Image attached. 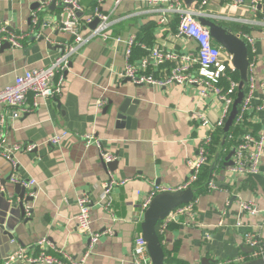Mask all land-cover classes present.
Instances as JSON below:
<instances>
[{"label":"crops","instance_id":"crops-1","mask_svg":"<svg viewBox=\"0 0 264 264\" xmlns=\"http://www.w3.org/2000/svg\"><path fill=\"white\" fill-rule=\"evenodd\" d=\"M43 1L0 0V28L6 26L21 35L19 47L8 42L9 45L3 42L0 46V89L11 85L27 69L50 65L62 47L74 41L59 28L61 2L46 0L48 4L43 5ZM76 1L83 6L82 16L95 6L102 13H110L109 38L95 37L78 47L63 72L58 96L40 100L34 106L29 93L25 100L27 109L15 118L9 107H0V143L4 149L11 151L14 145L38 144L31 152L23 149L12 152L14 168L0 155V178L9 176L5 185H0L3 187L0 260L17 247L25 248L30 255L38 253L37 241L42 238L51 247L60 248L74 258L81 257L89 242L76 229L77 198L86 196L91 201V229H110L112 234L93 246L83 264H132L134 240L143 237L141 222L149 203L144 206L153 186L173 191L184 186L190 174L187 158L196 154L200 138L222 115V103L217 97L211 94L200 97L193 85L134 84L122 76L125 43L116 38L124 40L135 35L130 55L135 63L148 58L155 48L179 53L196 50L194 41L177 36L176 16L170 15L160 22L159 6L150 5L148 0H119L118 4L116 0L99 4L97 0ZM231 3L232 0H209L204 9L215 15L209 18L223 23L237 35L246 32L254 36L258 63L253 103L257 105L264 101L259 86L264 81V39L258 26L245 20L259 15L251 12L243 15L250 0H244L240 7L230 6ZM258 9L264 10L263 2ZM219 15L228 19L220 20ZM97 23L98 20L95 25L83 28L82 36L86 37ZM174 65V61H166L151 66L147 73L163 79ZM58 78L56 74L54 80ZM126 94L138 99L139 104L133 123L117 127L118 120L111 112H105V107ZM203 120L207 125H203ZM224 125L213 127L212 137ZM241 130L264 135V110L251 113ZM63 131L66 135L59 144L48 142L51 136ZM86 134L98 139L101 147L115 156L114 164L107 166L109 162L101 160L94 144L86 146L82 138ZM212 142L209 161L200 173L207 171L210 177L214 175L217 188L210 191L205 188L194 194L193 213L168 222L163 234H159L158 227L165 264L239 262L253 250L244 241L248 232L264 246V147L257 174L230 177L225 157L232 148L225 150L224 135L218 144L212 146ZM11 174L25 188L24 197H32L24 202V210L30 206L29 216H21L14 204L18 197ZM109 176L124 183L113 187L110 211H106L100 196L102 184ZM31 180L35 181L34 185L28 184ZM239 201H252L262 212L256 215L243 212ZM47 252L57 255L51 248Z\"/></svg>","mask_w":264,"mask_h":264},{"label":"built area","instance_id":"built-area-1","mask_svg":"<svg viewBox=\"0 0 264 264\" xmlns=\"http://www.w3.org/2000/svg\"><path fill=\"white\" fill-rule=\"evenodd\" d=\"M61 2L63 9L60 22V30L73 37V43L62 47L61 53L50 63V65L43 68H32L23 71L17 75L14 82L0 89V107L7 106L11 109L12 117H17L27 109L25 100L29 93H32L34 106H37L38 101H44L48 98L58 96L62 91L63 72L68 66L69 60L73 54L77 52L80 45L86 43L88 40L99 37L102 40L109 38L112 20L110 13H102L98 7H94L88 15L82 16L83 6L76 0H55ZM107 0H97V4ZM209 0H199L194 10L187 9L182 0H148L150 5L159 6L157 9L162 15L160 22H164L166 17L172 15L178 18L177 36H181L194 41L196 50L193 52L179 53L176 51H162L157 48L151 50V55L148 58H142L139 63L130 60L131 50L135 44V35H130L128 38L122 40L116 38L118 42L125 43V65L121 72L122 76L128 78L134 84H147L152 86H169V85H193L197 89L200 97H207L209 94L215 95L222 103V115L219 121L210 127V131L200 138L196 146V154L187 158L186 164L190 171L188 179L183 187L176 190L187 188L197 182L202 168L207 165L209 161V146L212 142V128L222 127L226 118L230 113L233 104L238 82L231 74L236 72L232 64V55L229 54L221 45L216 43L211 37L207 27L200 24L198 17H214L205 11L204 7ZM244 0H232L230 6L240 7ZM49 2V1H48ZM48 2L44 0L43 5ZM264 3V0H250V12L259 18L245 20V22L252 23L258 26L259 34L264 39V10L258 9L259 4ZM119 0L115 1L118 4ZM79 13L81 15H79ZM112 13V12H111ZM36 18V17H35ZM220 20L228 19V17L219 15ZM94 20H98L97 25L89 30L86 37L82 36L83 28H88ZM246 43L248 48V67H247V86L244 93L242 103L239 107L238 113L234 119V124L240 128L244 127V123L248 116L254 111L264 110V101L255 105L253 103L254 91L257 86L255 69L257 66L256 48L254 44V36L250 33L240 32L238 34ZM21 35L10 31L6 26L0 28V46L3 42L10 43L13 47L20 46ZM166 61H174L175 65L171 68L170 73L163 79H156L147 73V69L151 66L156 67ZM193 65L196 66L193 69ZM58 74L57 81L54 80L55 75ZM221 79L227 83L226 88L220 85ZM260 88L264 92V81L259 83ZM203 125L207 122L203 120ZM66 135L63 131L61 134L51 136L48 139L50 144H59L61 139ZM86 146L95 145L99 150L101 160L104 162H111L115 159L113 154L106 152L100 145L98 139L90 134L82 136ZM232 145L233 150L232 163L228 166V175L233 176H252L257 174L263 157L264 135L256 134L249 130H244L239 137L233 138L228 135L227 139ZM38 144L14 145L13 150L9 151L3 148L0 143V155L8 160L14 168L15 163L12 160V152L23 149L26 152L33 151ZM110 175V174H109ZM10 179L14 183H18L15 175L11 174ZM124 180L113 179L111 176L102 184V192L100 196L101 205L106 211H110L111 207V191L114 186L121 185ZM28 184L34 185L35 181L31 180ZM208 191L217 188L216 180L212 175L205 184ZM3 191V187L0 186ZM173 191V189L164 186L154 185L152 191L147 197L146 205L151 199L160 192ZM77 205L79 213L76 217V229L79 233L87 236L88 247L84 254L74 258L66 251L50 246L45 238L37 241L39 252L30 255L25 248L17 247L8 252V254L0 260V264H83L95 244L103 237L112 234L110 229L103 231H93L91 229L90 208L91 201L86 196H79L77 198ZM238 206L241 211L250 215L259 214L261 211L252 201H239ZM25 215L29 216L30 206L25 207ZM193 213V201L180 205L171 210L159 225V234H163L166 230L168 222L176 221L180 215H191ZM245 244L252 247L253 250L249 254V258L264 256V246L255 238V236L248 232L244 235ZM50 247H47V246ZM51 248L57 254L52 255L47 252ZM58 256V257H57ZM132 264H151L149 253L146 246L145 239L140 235L134 240Z\"/></svg>","mask_w":264,"mask_h":264},{"label":"water","instance_id":"water-1","mask_svg":"<svg viewBox=\"0 0 264 264\" xmlns=\"http://www.w3.org/2000/svg\"><path fill=\"white\" fill-rule=\"evenodd\" d=\"M185 7L190 10H194L199 0H182ZM198 20L201 25L208 28L209 33L213 40L221 45L229 54L232 55V64L239 74V82L237 86L236 95L233 104L230 109V113L225 121L223 132L225 135L229 132L234 119L238 113L239 107L242 103L244 93L247 86V67H248V48L244 40H242L235 32L229 27L209 17L200 16ZM96 20L93 24L95 25ZM4 45H9L7 42ZM139 104V100L132 97L130 94H126L123 97H117L114 101H110L109 105L105 107V112H111L117 122V127L128 126L129 123H133L135 110ZM224 135V136H225ZM233 154L231 150L225 157V165H230V158ZM114 162L106 163L107 166H111ZM9 180V176L6 178H0V185L4 186L6 181ZM15 195L18 197L17 204L20 210L21 216H25L24 202L32 200L31 196H25V188L20 183L14 185ZM194 199V192L189 187L177 191H165L155 195L149 202L145 212L143 214V220L141 222V231L143 238L146 241L147 250L149 253L151 264H165L164 262V250L157 234L156 227L168 213L174 208L189 203ZM229 264H264V256H257L241 260L239 262H233Z\"/></svg>","mask_w":264,"mask_h":264},{"label":"trees","instance_id":"trees-1","mask_svg":"<svg viewBox=\"0 0 264 264\" xmlns=\"http://www.w3.org/2000/svg\"><path fill=\"white\" fill-rule=\"evenodd\" d=\"M232 77L237 81L239 82V74H238V71L236 70L235 73L231 74ZM221 85H223L224 88H226L227 86V83L224 79H221ZM242 128H240L239 126H237L236 124H232V126L230 127V130L229 132L225 135V133L223 132V129L220 128L218 133H213V142H212V146L216 143L218 144L220 142V136L221 135H225V142L226 144L224 143V148H226L225 150L228 149V147L230 145H232L231 143H229L226 139L228 137V135H232L233 138H237L239 137L242 133H244V130H241ZM210 178V175L208 174V172H203V173H200L199 177H198V180L197 182L193 185V191H194V194H199L200 192L204 191L206 186H205V183H207L208 179ZM196 195L194 196V198L196 197ZM160 224V223H159ZM159 224L157 225L156 227V230L158 231V227H159ZM158 233V232H157ZM159 236V239H160V235L158 234ZM249 257H246V259H248Z\"/></svg>","mask_w":264,"mask_h":264},{"label":"rangeland","instance_id":"rangeland-1","mask_svg":"<svg viewBox=\"0 0 264 264\" xmlns=\"http://www.w3.org/2000/svg\"><path fill=\"white\" fill-rule=\"evenodd\" d=\"M247 13H250V9L249 8H246V9L243 10V15H247Z\"/></svg>","mask_w":264,"mask_h":264}]
</instances>
